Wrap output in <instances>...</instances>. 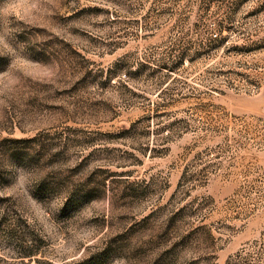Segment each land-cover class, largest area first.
I'll return each instance as SVG.
<instances>
[{
    "label": "rangeland",
    "instance_id": "374dc122",
    "mask_svg": "<svg viewBox=\"0 0 264 264\" xmlns=\"http://www.w3.org/2000/svg\"><path fill=\"white\" fill-rule=\"evenodd\" d=\"M25 2L0 264H264V0Z\"/></svg>",
    "mask_w": 264,
    "mask_h": 264
},
{
    "label": "clouds",
    "instance_id": "9594fccd",
    "mask_svg": "<svg viewBox=\"0 0 264 264\" xmlns=\"http://www.w3.org/2000/svg\"><path fill=\"white\" fill-rule=\"evenodd\" d=\"M28 8L25 0H3L0 3V14L16 16L24 13Z\"/></svg>",
    "mask_w": 264,
    "mask_h": 264
},
{
    "label": "trees",
    "instance_id": "16d2710c",
    "mask_svg": "<svg viewBox=\"0 0 264 264\" xmlns=\"http://www.w3.org/2000/svg\"><path fill=\"white\" fill-rule=\"evenodd\" d=\"M35 262H39V260L38 259H35Z\"/></svg>",
    "mask_w": 264,
    "mask_h": 264
}]
</instances>
